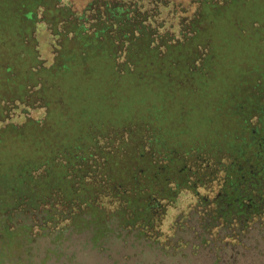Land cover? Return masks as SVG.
<instances>
[{
    "label": "rangeland",
    "instance_id": "1",
    "mask_svg": "<svg viewBox=\"0 0 264 264\" xmlns=\"http://www.w3.org/2000/svg\"><path fill=\"white\" fill-rule=\"evenodd\" d=\"M105 1L0 0V264H264V0Z\"/></svg>",
    "mask_w": 264,
    "mask_h": 264
},
{
    "label": "trees",
    "instance_id": "2",
    "mask_svg": "<svg viewBox=\"0 0 264 264\" xmlns=\"http://www.w3.org/2000/svg\"><path fill=\"white\" fill-rule=\"evenodd\" d=\"M17 1V0H16ZM111 3L112 2H110V0H106L105 1V8H106V10L109 12V15L112 13V9H114V7L113 6H111ZM114 4V3H113ZM20 4L17 2V6L19 7V8H21L20 6H19ZM115 6H117L116 4H114ZM68 8H69V6H67ZM67 8V9H68ZM127 10H129V9H127ZM107 16H108V14H106ZM79 19H80V17H79ZM103 21H105V20H103ZM106 25H108V18H107V22L105 23ZM124 29H129L131 26H132V22L131 21H124V23H122V25H121ZM77 27V26H76ZM109 27V25L107 26V28ZM130 33L128 32H126V35H129ZM111 40V38H109V41ZM113 41H110V43H112ZM29 136V135H28ZM27 136V137H28ZM38 137H39V139H38V142H37V146H38V144H40L41 142H42V139H45V134H44V132L42 131V133H40L39 135H38ZM37 137V138H38ZM30 138H32V137H30ZM33 139H36V136L35 137H33ZM79 145H81V144H77L75 147H78ZM61 149V148H60ZM59 149V150H60ZM54 150V149H53ZM97 162V161H96ZM145 172H142V174H144ZM103 177L105 178V177H108V181H110L112 178L111 177H109L108 175H103ZM101 180H103L102 178H101ZM107 181V182H108ZM117 183H119L120 185H121V180L119 179H114V181L113 182H111V184H112V186H108V187H106V188H102L101 186V188H100V191H99V195L100 194H103V193H106V195L107 196H110V197H114V198H116L117 200L118 199H120V200H128L129 201V203H128V206H126V207H129V208H131V209H134V210H139L140 212H144V213H141L139 216H137L136 217V219H139V218H141V216H143L142 218H143V220H144V222H146L148 219L147 218H149L147 215L149 214V211L151 210V208H152V203H157V204H159L160 206H163V204H162V202L160 201V199H159V197L155 194V193H153V192H140V195H142V196H140V195H136V193L133 191V190H138L137 189V185L135 186V187H132L131 188V190L130 191H126V189H122V191L119 189V187H117V186H115L116 188H118L117 189V191L118 192H116V191H114V189H116L113 185H116ZM101 185V184H100ZM140 187V186H139ZM5 190V189H4ZM3 190V191H4ZM173 190H176V189H173ZM178 190V189H177ZM9 191V190H8ZM7 191V192H8ZM7 192H1L0 191V199L2 200V201H7V198H8V196L7 195H5ZM170 192V191H169ZM132 193H135V194H132ZM171 193V195H175V192H173L174 194H172V192H170ZM179 193V192H178ZM92 194V196H94V194H95V192L93 191V193H91ZM53 197H55L56 195H58V194H56V193H54V194H51ZM141 197V199H139ZM6 198V199H5ZM8 199H10V197L8 198ZM14 200V199H13ZM141 200H143V202H142V205L140 206V207H138V203H139V201H141ZM156 204V205H157ZM135 206V207H134ZM146 214V215H145ZM130 221H133V218L130 220Z\"/></svg>",
    "mask_w": 264,
    "mask_h": 264
}]
</instances>
